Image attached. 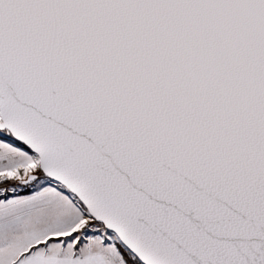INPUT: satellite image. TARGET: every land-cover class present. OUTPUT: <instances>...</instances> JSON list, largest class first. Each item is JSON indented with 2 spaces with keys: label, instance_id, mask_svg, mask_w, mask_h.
<instances>
[{
  "label": "snow or ice",
  "instance_id": "obj_1",
  "mask_svg": "<svg viewBox=\"0 0 264 264\" xmlns=\"http://www.w3.org/2000/svg\"><path fill=\"white\" fill-rule=\"evenodd\" d=\"M0 264H264V0H0Z\"/></svg>",
  "mask_w": 264,
  "mask_h": 264
}]
</instances>
